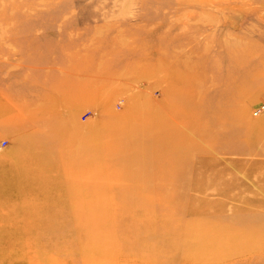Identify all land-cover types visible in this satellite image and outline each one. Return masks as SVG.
<instances>
[{"label":"rangeland","instance_id":"374dc122","mask_svg":"<svg viewBox=\"0 0 264 264\" xmlns=\"http://www.w3.org/2000/svg\"><path fill=\"white\" fill-rule=\"evenodd\" d=\"M10 165L0 264H264V0H0Z\"/></svg>","mask_w":264,"mask_h":264},{"label":"bare ground","instance_id":"6f19581e","mask_svg":"<svg viewBox=\"0 0 264 264\" xmlns=\"http://www.w3.org/2000/svg\"><path fill=\"white\" fill-rule=\"evenodd\" d=\"M222 116L223 117H225V118H227V119H234L235 118V114H234V112H225V110H222V111H220V110H213V111H208L207 113H206V115L204 116V118L205 119H208V120H216V119H219V118H222ZM232 116H234V117H232ZM132 126V125H131ZM131 128V127H130ZM129 136H132V135H129ZM132 137H136L135 135H133ZM17 164H19L18 162H16ZM17 164H14L13 166L15 167V168H17ZM12 165H10L8 168H1L0 169V171L2 172V171H5V170H9V168L10 167H13ZM31 167H33V166H27V164L25 163V165L23 166V172H24V174H28L27 173V171L29 170V168H31ZM33 169V168H32ZM0 172V174H2ZM23 174V175H24ZM23 178V177H22ZM9 179V177H7V176H5L2 180H3V183L0 185V198L1 197H5V199H4V201L2 200V202L1 203H4V204H7V210H17V206L15 205V202H17L18 200H21V199H19V198H16V196L15 195H17L16 194V190H12V188H10V186H12V187H18V188H24V186L25 185H27V184H30V181H28V177L25 175L24 176V179L23 180H20L19 181V179H15V180H8ZM10 188V189H9ZM101 203H103V201L101 202ZM29 208V207H28ZM103 208V209H102ZM100 210H101V212L103 213V216H105L104 217V219L106 220V221H114V220H116V219H120L121 217V215H120V213L119 214H116V213H110V211H111V209H106L104 206H103V204H101L100 205V208H99ZM105 211V212H104ZM33 216H35V214H33V213H31V212H29L28 213V215H27V217H33ZM114 218V220H112ZM103 219V220H104ZM62 220V219H61ZM65 218H64V221L62 220V222L61 221H59L60 222V224H63V222H65ZM102 226H104V225H100V226H98L97 228H100V227H102ZM58 229H59V231H58ZM63 229H66L65 227H61V226H59L58 228H47V233L48 234H50V235H53V236H55V234L56 233H58V234H60L59 235V240H60V244H61V246L63 247V243L67 240V239H69L70 237H72V233H71V231L69 232V233H67V235H66V233L65 232H63V231H60V230H63ZM38 233H40L39 231H37ZM104 234V233H103ZM105 234H107V233H105ZM39 244V242H37V243H34V244H32V246H33V248L34 249H36L37 248V245Z\"/></svg>","mask_w":264,"mask_h":264},{"label":"built area","instance_id":"2783aa9c","mask_svg":"<svg viewBox=\"0 0 264 264\" xmlns=\"http://www.w3.org/2000/svg\"><path fill=\"white\" fill-rule=\"evenodd\" d=\"M2 144H3V142H2Z\"/></svg>","mask_w":264,"mask_h":264}]
</instances>
